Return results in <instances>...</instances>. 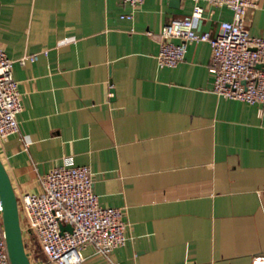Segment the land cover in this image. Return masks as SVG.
<instances>
[{
	"label": "crops",
	"instance_id": "0c3cea01",
	"mask_svg": "<svg viewBox=\"0 0 264 264\" xmlns=\"http://www.w3.org/2000/svg\"><path fill=\"white\" fill-rule=\"evenodd\" d=\"M200 6L201 32L232 18ZM192 8L0 0V48L15 61L38 54L13 66L22 111L18 132L0 142L15 195L40 192V176L71 157L89 167L99 203L123 209L125 245L109 258L87 246L81 264H250L264 255V110L213 93L205 42L188 43L175 67L157 64L163 25ZM245 26L264 36V0ZM24 246L31 264H51L33 236Z\"/></svg>",
	"mask_w": 264,
	"mask_h": 264
},
{
	"label": "built area",
	"instance_id": "2783aa9c",
	"mask_svg": "<svg viewBox=\"0 0 264 264\" xmlns=\"http://www.w3.org/2000/svg\"><path fill=\"white\" fill-rule=\"evenodd\" d=\"M189 17L165 23L159 33L156 55L160 68L175 67L183 61L188 43L205 42L211 49L208 71L213 77V93L225 99L264 110V36H252L245 26L248 9L258 0H191ZM200 2L221 6L232 12L231 20L219 22L216 34L201 32L196 21L202 18ZM132 11L144 0H120ZM131 19L132 12L121 15ZM38 54L9 59L0 48V142L18 132L22 111L17 82L12 76L15 62H34ZM111 91L107 97H111ZM40 192L18 195L17 207L23 237L33 236L46 261L51 264H81L82 250L90 246L94 253L109 258L111 252L128 240L123 209L99 203L92 185L89 167L75 165L71 157L43 173ZM17 198V195H16ZM1 213V206H0ZM70 226V230L62 227ZM0 264H10L0 219ZM119 264V263H115ZM250 264H264V255H254Z\"/></svg>",
	"mask_w": 264,
	"mask_h": 264
},
{
	"label": "water",
	"instance_id": "95a60500",
	"mask_svg": "<svg viewBox=\"0 0 264 264\" xmlns=\"http://www.w3.org/2000/svg\"><path fill=\"white\" fill-rule=\"evenodd\" d=\"M177 4L180 0H170ZM0 219L10 264H31L23 242L17 198L0 160ZM70 230V226L62 227Z\"/></svg>",
	"mask_w": 264,
	"mask_h": 264
},
{
	"label": "rangeland",
	"instance_id": "374dc122",
	"mask_svg": "<svg viewBox=\"0 0 264 264\" xmlns=\"http://www.w3.org/2000/svg\"><path fill=\"white\" fill-rule=\"evenodd\" d=\"M17 195V199H18V193L16 194ZM24 243H25V240H24ZM37 250V249H36Z\"/></svg>",
	"mask_w": 264,
	"mask_h": 264
}]
</instances>
